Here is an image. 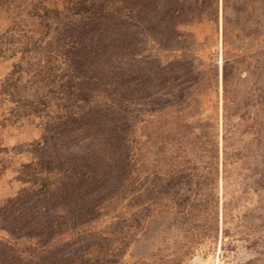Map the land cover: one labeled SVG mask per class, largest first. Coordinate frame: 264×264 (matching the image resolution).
Returning <instances> with one entry per match:
<instances>
[{"label":"trees","instance_id":"1","mask_svg":"<svg viewBox=\"0 0 264 264\" xmlns=\"http://www.w3.org/2000/svg\"><path fill=\"white\" fill-rule=\"evenodd\" d=\"M1 13H11L17 28L15 18L24 14L30 20L24 45L40 48L37 74L50 89L31 102L28 113L43 118L41 136L31 144L28 187L0 208L1 229L12 238L0 239V264H111L114 250L93 238L94 226L109 209H120L125 190L137 193V209L150 222L155 162L171 159L160 151L189 148L198 138L213 166L218 141L207 117L194 133L201 89L211 78L200 77L191 31L197 25L217 31L221 25L223 171L237 161L235 133L249 105L238 108L234 93L239 72L264 69V0H35L24 8L2 3ZM125 56L138 58L130 73L143 148L141 173L133 169L127 184ZM252 105L259 110L264 98ZM188 176L184 185L191 186ZM173 183L158 193L164 205L172 203L176 214L186 215L194 205L183 201L197 189L183 193ZM210 193L211 188L205 195Z\"/></svg>","mask_w":264,"mask_h":264},{"label":"rangeland","instance_id":"2","mask_svg":"<svg viewBox=\"0 0 264 264\" xmlns=\"http://www.w3.org/2000/svg\"><path fill=\"white\" fill-rule=\"evenodd\" d=\"M32 2L35 0H0V4L21 8ZM12 17L11 13L0 14V208L28 187L25 180L30 170L31 144L41 136L43 119L28 113L31 102L50 89L41 81L42 74H37L41 70L36 62L41 57L40 48L24 45L30 34L26 26L30 20L24 14L15 18L20 22L17 28L10 23ZM191 31L202 70L200 77H211L209 86L201 89L194 133L202 131L207 117L218 141V159L213 166L208 164V152L198 138L189 148L176 146L172 151H160L159 156L164 154L171 159L155 162L159 175L155 179L156 211L150 222L142 220L143 213L137 209V193L125 190L120 209L114 213L109 209V214L94 226L99 233L95 231L93 238L114 250L115 256L108 258L111 264H264V106L257 110L252 105L259 97L264 98V69L238 73L236 102L238 108L246 103L249 107L244 110L243 126L235 133L237 161L224 172L221 25L219 31L212 25H197ZM125 57L129 76L123 82V108L129 123L127 171H131L124 179L127 184L133 169L140 172L143 148L137 122L138 92L131 82L135 75L130 73L137 69L138 58ZM188 175L191 186L184 185ZM169 180L183 193L197 189L195 194L187 192L188 198L180 196L181 201L186 198L183 202L194 205L186 215L176 214L172 203L164 205L158 193ZM210 188L211 193L205 195ZM1 226L0 223V239H12ZM120 231L122 236L118 239L116 234ZM19 243L24 245L23 240Z\"/></svg>","mask_w":264,"mask_h":264}]
</instances>
